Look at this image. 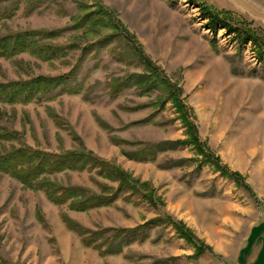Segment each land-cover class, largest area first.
I'll return each instance as SVG.
<instances>
[{"label":"rangeland","instance_id":"1","mask_svg":"<svg viewBox=\"0 0 264 264\" xmlns=\"http://www.w3.org/2000/svg\"><path fill=\"white\" fill-rule=\"evenodd\" d=\"M206 1L237 13L264 33V0ZM101 7L106 13L98 17ZM34 30L55 31L35 38L40 45L63 48L49 53L31 48L0 57V83L74 71L70 82L82 90L73 94L59 88L29 103L0 98V127L15 134L0 142V152L20 146L51 153L87 148L134 180L148 183L145 193L154 189L164 203L153 206L144 194L125 189L110 206L75 211L0 173V256L12 264L230 263L255 221L252 211L264 207V62L253 46H240L225 29L215 35L191 0H0V38ZM134 48L181 87L179 99L189 108L200 140L240 172L248 186L223 177L193 145L160 152L154 162L125 155L142 147L140 143L189 137L165 83L159 81L145 94L136 85L110 93L111 80L149 73ZM146 118L150 120L139 122ZM112 137L135 144L117 145ZM180 159H186L182 166L164 167ZM51 177L96 193L101 189L92 177L113 190L119 185L98 170ZM63 213L92 230L136 227L171 216L212 250L189 259L194 246L162 224L141 231L148 238L123 253L102 257L67 228Z\"/></svg>","mask_w":264,"mask_h":264},{"label":"trees","instance_id":"2","mask_svg":"<svg viewBox=\"0 0 264 264\" xmlns=\"http://www.w3.org/2000/svg\"><path fill=\"white\" fill-rule=\"evenodd\" d=\"M191 1L199 5L201 16L207 20V27L210 31L217 35L220 29H225L240 46L244 47L251 44L256 51L257 59L264 62V33H259L254 29L251 22L233 11L217 8L206 0ZM102 12L104 13L105 11L101 7L97 16L99 17ZM54 33L55 31L34 30L6 35L0 38V57H10L31 48L38 49L41 52L47 51V53L61 50L63 47L60 46L49 47L47 45H40L35 38L37 34L53 35ZM133 50L138 53L137 56L142 64L146 66L149 73H137L124 79L111 80L108 83L110 93L118 95L126 88L136 85L145 94L154 90L159 81L165 83L168 89L171 90L170 96L175 99L177 109L181 112L184 125L188 126L187 132L189 137L154 144L140 143L142 147L135 151L125 152V155L141 162H154L158 159L160 152L193 145L203 160L210 163L223 177L232 179L239 185L248 186L245 183V177L240 172L231 170L222 162L219 156L209 149L205 142L200 140L198 128L195 122L190 119L189 108L179 99L182 94L181 87L166 76L161 67L155 65L144 51L137 50L136 48ZM73 75L74 71H71L70 73L56 77L38 76L30 80L0 83V98L10 104L18 102L29 103L39 96L54 92L59 88H61L60 90L63 93L78 94L81 92L82 87L79 84H71L70 81ZM153 75L156 77V80L152 79ZM54 117L58 120V125L65 127L64 121L60 120L61 117L58 115ZM148 120L150 118L140 120L139 122ZM98 121L101 126L107 127V124L101 118H98ZM13 138H15L14 133L4 131L0 127V142L12 140ZM112 140L117 145L124 143L135 144L134 142L117 137H112ZM185 161L186 159L171 160L164 167L182 166ZM199 168L201 169V167ZM95 170H98L104 178L113 182H119L116 190H113L109 184L102 183L94 177L92 179L101 189L100 193L92 192L88 187L64 185L51 177L67 171L93 172ZM0 173L10 175L27 188L43 191L52 203L60 207L67 205L69 209L75 211L84 212L98 207L110 206L114 204L125 189L144 194V197L153 206L164 203L161 198L156 197L154 189L145 193L144 187H149L148 183L134 180L124 169L107 159L97 156L87 148L70 150L64 153H51L27 146L13 147L12 149L0 152ZM139 182L143 187L139 185ZM62 219L67 228L80 237L81 243L85 247H92L98 250L102 257L123 253L129 245L148 238L141 235V231L149 226L162 224L172 226L180 238L194 246L195 251L192 255L188 256L189 259H197L207 250H212L184 222L176 220L171 216L154 217L136 227H107L96 230L84 227L67 213L62 214ZM0 264L12 263L0 256Z\"/></svg>","mask_w":264,"mask_h":264},{"label":"crops","instance_id":"3","mask_svg":"<svg viewBox=\"0 0 264 264\" xmlns=\"http://www.w3.org/2000/svg\"><path fill=\"white\" fill-rule=\"evenodd\" d=\"M252 215L255 221L228 264H264V207L262 210H253Z\"/></svg>","mask_w":264,"mask_h":264}]
</instances>
